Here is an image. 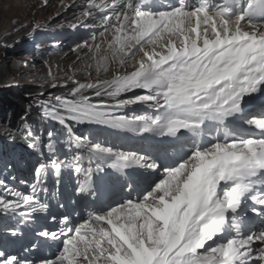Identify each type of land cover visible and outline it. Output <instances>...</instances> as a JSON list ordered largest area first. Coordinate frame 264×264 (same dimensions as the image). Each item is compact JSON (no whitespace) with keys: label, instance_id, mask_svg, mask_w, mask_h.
Returning a JSON list of instances; mask_svg holds the SVG:
<instances>
[{"label":"snow or ice","instance_id":"snow-or-ice-1","mask_svg":"<svg viewBox=\"0 0 264 264\" xmlns=\"http://www.w3.org/2000/svg\"><path fill=\"white\" fill-rule=\"evenodd\" d=\"M65 8L95 62L34 100L62 132L23 118L40 159L0 171V264H264V0Z\"/></svg>","mask_w":264,"mask_h":264},{"label":"rangeland","instance_id":"rangeland-1","mask_svg":"<svg viewBox=\"0 0 264 264\" xmlns=\"http://www.w3.org/2000/svg\"><path fill=\"white\" fill-rule=\"evenodd\" d=\"M72 3L73 0H48V6H45L44 0H0V19L7 24L5 29L0 30V71L8 73L10 78L0 79V98L7 90L27 100L42 117L40 107L34 103L38 96L30 97L23 88L32 84L52 88V84H63L69 77L80 82L90 79L88 76L90 70L86 66L95 61L92 56L83 61L79 60L78 57L85 56V50L82 47L77 48V43L82 46L87 42L91 46L93 41L87 30L80 29L77 32L68 27L75 22L73 17L80 11L79 8H65V5ZM36 25H40L44 30L33 33ZM57 43L59 47L54 46ZM72 49H75V52ZM91 78H96L94 72ZM99 78H110V74ZM47 97L48 95L39 96L40 99ZM43 121L50 123V120L44 118ZM3 137V141L10 142L7 135L3 134ZM15 148L20 149V146ZM19 158V155L10 153L5 163L13 165L17 186L20 179L28 182L34 180V168L40 159L24 156L22 161L18 162ZM3 169L0 166V171ZM72 182H75V175ZM48 187L51 191L53 187L51 178ZM41 223L49 228L53 226L49 220H42Z\"/></svg>","mask_w":264,"mask_h":264},{"label":"trees","instance_id":"trees-1","mask_svg":"<svg viewBox=\"0 0 264 264\" xmlns=\"http://www.w3.org/2000/svg\"><path fill=\"white\" fill-rule=\"evenodd\" d=\"M0 79L9 80V74L6 72L0 71ZM23 89H26L27 94L30 97H39L40 93L44 95H58L61 94L65 89L62 88H46L37 85H30ZM43 95V96H44ZM27 118V122L30 126L33 127L43 121V118L40 116V113L35 110L27 100L21 99L17 95H13L11 92H4L0 98V166H5L8 155L10 153H18L22 155L24 150L18 152V148H15L14 145H20L25 147L28 140L22 135V125L23 118ZM42 120V121H41ZM20 128L21 131H17ZM98 129V126L81 124L75 125L74 130L79 134H83L87 129ZM44 127L37 126L34 131L37 134L44 133ZM9 132L15 133V140L9 136ZM3 134L7 135L10 138V142L3 141Z\"/></svg>","mask_w":264,"mask_h":264},{"label":"bare ground","instance_id":"bare-ground-1","mask_svg":"<svg viewBox=\"0 0 264 264\" xmlns=\"http://www.w3.org/2000/svg\"><path fill=\"white\" fill-rule=\"evenodd\" d=\"M6 27H7L6 22L5 21L1 22V19H0V30H1V28L5 29ZM45 127H46L47 130L48 129H55L57 131L63 130L62 127L58 123H55V122H52V121L49 124H46Z\"/></svg>","mask_w":264,"mask_h":264}]
</instances>
